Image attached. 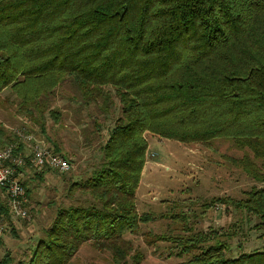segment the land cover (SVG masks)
<instances>
[{"label":"trees","instance_id":"1","mask_svg":"<svg viewBox=\"0 0 264 264\" xmlns=\"http://www.w3.org/2000/svg\"><path fill=\"white\" fill-rule=\"evenodd\" d=\"M67 77L103 113L116 96L120 113L90 174L69 182V192L77 186L84 198L57 206L24 264H77L71 258L85 241L116 262L144 264L125 234L152 217L135 201L146 132L186 142L229 139L250 150L235 161L256 183L237 199L203 203L233 204L246 214L240 221L204 231L173 211L189 232L145 231V241L170 240L171 251L187 254L170 264H264V244L226 253L232 238L264 229V0H0V93L9 90L0 105L14 103L45 131L47 97ZM1 129L10 141L13 131ZM16 148L30 152V142ZM1 213L8 207L0 197ZM10 259L7 251L0 264Z\"/></svg>","mask_w":264,"mask_h":264},{"label":"rangeland","instance_id":"2","mask_svg":"<svg viewBox=\"0 0 264 264\" xmlns=\"http://www.w3.org/2000/svg\"><path fill=\"white\" fill-rule=\"evenodd\" d=\"M7 91L9 92L6 89L2 91L0 97L8 94ZM13 97L14 94L11 93L10 98ZM46 101L48 108L43 112L45 131H41V125L29 116L16 112L14 103L0 105V142L4 141L5 137L1 128H5L9 133L16 127H23L44 140L52 149L54 145L51 141L56 139L60 151L71 162V167L66 171L26 167L23 180L27 182L26 187H29L27 205L30 214L28 217L6 216L3 219L0 258L8 251L11 259L7 264H24L28 260L31 247L51 221L57 206L78 202L84 198L85 194L77 186L69 192V182L90 174L101 154L100 144L120 113L116 96L108 112L104 114L95 101L85 103L77 85L70 77L61 81L54 94L49 95ZM52 109L56 111L58 118L50 114ZM94 120L100 125H96ZM145 135L148 139L146 161L136 189L135 201L139 213L148 212L152 217L140 221L138 231L128 232L125 236L131 238L134 246L143 252L144 264H170L181 260L187 254L177 255L176 246L171 251L170 240L147 243L145 231L164 232L168 236L177 232L188 233V230L181 228L184 220L169 216L173 211L184 213L189 225L204 231H219L221 226L240 221L246 214L233 204L217 201L208 206L203 203L213 196L225 195L237 199L245 195V190L256 181L235 158L241 157L245 152L251 155V152L247 148L235 146L231 140L223 137L207 142H186L149 132ZM45 170H52L48 179L44 177ZM0 197L5 200L1 188ZM162 213L165 214L161 215ZM254 220L252 216L250 223ZM230 243L226 253L231 255H236L240 250L261 247L264 244V229L251 228L247 234L232 238ZM239 243L241 246H238ZM71 260L77 264L130 262H116L110 250L97 249L89 241L79 246Z\"/></svg>","mask_w":264,"mask_h":264},{"label":"built area","instance_id":"3","mask_svg":"<svg viewBox=\"0 0 264 264\" xmlns=\"http://www.w3.org/2000/svg\"><path fill=\"white\" fill-rule=\"evenodd\" d=\"M13 137L0 147V188L5 195L8 214L0 215V233L3 231V219L10 217H28L29 198L22 182L25 167L33 166L43 168L45 166L66 171L71 167L70 160L60 152H53L41 138H37L32 132L23 127L13 129ZM20 140L30 142V152L24 153L16 147Z\"/></svg>","mask_w":264,"mask_h":264},{"label":"crops","instance_id":"4","mask_svg":"<svg viewBox=\"0 0 264 264\" xmlns=\"http://www.w3.org/2000/svg\"><path fill=\"white\" fill-rule=\"evenodd\" d=\"M103 114H104V113H103ZM76 122L78 123L77 119H76ZM0 141H1V140H0ZM53 141H56V139H53ZM4 142H5V141H4ZM4 142H3V141L0 142V143H1L0 146L4 145V144H5ZM2 143H4V144H2ZM46 169H51V168H46ZM50 171H52V170H45V171H44V177H46L45 179H48V178L51 177V173H52V172H50Z\"/></svg>","mask_w":264,"mask_h":264}]
</instances>
